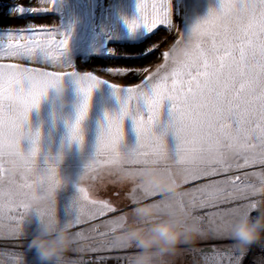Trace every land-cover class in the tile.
<instances>
[{
	"label": "snow or ice",
	"instance_id": "6c2138e0",
	"mask_svg": "<svg viewBox=\"0 0 264 264\" xmlns=\"http://www.w3.org/2000/svg\"><path fill=\"white\" fill-rule=\"evenodd\" d=\"M41 2L54 6L56 0ZM49 9L18 6L14 11L23 15ZM137 10V17L128 21L132 31L143 26L152 34L163 27L177 39L162 53L164 62L150 75L146 68L107 70L116 75L132 72L143 79L133 87L111 84L121 98V109L107 114L101 126L95 157L80 177L79 194L73 202L75 214L69 219L74 225H82L117 211L108 201L91 198L90 190L81 186L86 179L96 178L90 174L97 169L134 167L139 173L156 159L161 162L163 174L178 175L183 184L193 185L182 196L192 212L215 209L194 215L193 219L202 227L206 225L212 236L222 232L231 236V227L242 212L264 207V199H253L264 198V0H217V6L190 27L178 18L174 0H151L150 5L137 0ZM57 34L60 39L53 38ZM68 44L69 36L59 27L9 29L0 34V60L25 62H0V239L27 234L36 201L41 202L43 213L56 214L55 193L62 184L58 161L45 157L40 162L39 130L30 137V150L21 149L18 132L28 123L31 110L39 106L51 87L65 77H75L84 98L69 125V135L72 141L83 144L81 122L88 115L93 90L107 82L91 71L78 72L66 63ZM158 46L147 48L143 54ZM141 98L147 105V115L133 117L138 143L129 151H121L125 118ZM165 101L171 102V119L158 134L155 129ZM168 131L175 136L174 150L165 139ZM16 159L24 161L19 173L7 168L8 162ZM255 168L259 170L243 171ZM155 197H159L155 200L161 208L171 203L155 189H133L134 203ZM226 205L235 206L222 207ZM123 217L104 220L107 232L98 231L101 225H93L88 235L76 232L73 251L97 252V244L121 249L103 238L121 225ZM234 251L228 264H242L245 254L236 246ZM204 259L211 264L207 256ZM216 264H223V260L217 259Z\"/></svg>",
	"mask_w": 264,
	"mask_h": 264
},
{
	"label": "rangeland",
	"instance_id": "374dc122",
	"mask_svg": "<svg viewBox=\"0 0 264 264\" xmlns=\"http://www.w3.org/2000/svg\"><path fill=\"white\" fill-rule=\"evenodd\" d=\"M150 5L151 0H145ZM178 11V18L185 26L190 27L199 19L204 18L209 10L217 6V0H174ZM18 6L30 8H50L48 11L39 13L25 12L23 15L15 13ZM138 15L137 0H56L55 5L42 3L41 0H0V34L12 29H28L30 27L40 29L43 27H59L61 32L69 36V44L65 53V62L72 65L76 71H91L106 83L93 90L90 108L87 117L81 122L83 144L70 139L69 125L76 119L78 106L83 100L79 84L75 77H65L66 88L62 93L56 89H49L47 95L42 98L39 106L29 113V120L25 127L39 130L40 157L43 163L45 157L55 160L58 152L63 151L65 158L58 163V175L62 180L61 186L56 190V214L63 220L75 214L73 202L78 196L77 185L80 177L85 172V166L94 159L96 144L102 124L106 123L107 114L118 113L121 109V98L117 96L111 84L118 87H133L140 83L142 76L129 72L127 75H116L108 69H147L148 75L162 64V53L168 51L177 37L169 34L160 27L152 34H148L143 26L132 31L128 21ZM177 23H180L179 20ZM54 39H60L57 34ZM164 40L161 43V40ZM159 45L152 52L144 55V51L154 45ZM55 54V53H53ZM2 63H25L15 59L0 60ZM29 66L39 67L31 64ZM48 70H53L48 66ZM65 71V69H55ZM70 70V69H68ZM135 107L131 108V114L124 121V139L120 145L121 151H129L136 147L138 135L134 126L133 117L137 114L147 115V105L144 100L137 99ZM131 107V106H130ZM171 119V102L165 101L162 108L160 123L156 126L159 134L167 126ZM170 150L175 149L176 140L171 131L165 136ZM30 139L21 141V149L28 151L31 148ZM245 169L243 171H258ZM93 180H85L81 186L90 190V197L98 200H106L117 209L114 213H108L86 224L74 225L72 236L78 231L86 235L90 233L93 225H101L99 232H107L103 227V221L114 219L119 215H125L135 205L133 202V187L129 184H121L108 174L107 170L97 169ZM197 183H200L199 181ZM192 184H184L183 190L192 187ZM159 197L144 199L150 202ZM253 199H264L260 196ZM243 203V202H238ZM226 205L222 207H231ZM257 209H264L258 207ZM215 209H204L193 212L194 215H203L205 212ZM256 210L251 211L254 212ZM236 221V220H235ZM234 221V223H235ZM233 223V224H234ZM33 223L27 225L26 235L19 238L0 239V264H40L34 251L29 250V241L34 234ZM202 233L197 240L226 241L234 249L235 243L231 236L222 232L212 236L207 232V226L202 227ZM7 236V228L4 230ZM98 240L101 238H97ZM111 240V234L106 238ZM91 244L92 241H87ZM75 245L64 254L62 260L65 264H81V256L92 251H73ZM99 251L110 255H126L133 249H112L106 245L97 244ZM254 245L244 253L242 261L249 259ZM128 250V251H127ZM82 254V255H81ZM80 255V256H79ZM79 256V257H76ZM178 256V255H177ZM176 256V257H177ZM171 259V263L175 258ZM130 264V262H129Z\"/></svg>",
	"mask_w": 264,
	"mask_h": 264
},
{
	"label": "clouds",
	"instance_id": "9594fccd",
	"mask_svg": "<svg viewBox=\"0 0 264 264\" xmlns=\"http://www.w3.org/2000/svg\"><path fill=\"white\" fill-rule=\"evenodd\" d=\"M52 88L62 93L66 85L61 82ZM34 131L23 127L18 135L22 140L30 139ZM64 158L63 151L55 157L58 163ZM23 167L22 159L11 160L7 164L13 173H19ZM161 169V162L153 159L139 173L134 167L107 171L121 184L155 189L163 199L171 202L167 208H161L156 200L135 203L124 215L121 225L111 233L112 246L136 250L130 257V264H171V259L179 254L182 245L195 242L202 234V225L193 219L188 200L182 199V178L165 175ZM256 211V216L251 211L242 212L231 227V237L241 251L264 242V209ZM32 223L35 227L29 250L35 252L40 264H59L73 244V221L69 218L62 220L57 214L43 213L41 202L36 201L33 204Z\"/></svg>",
	"mask_w": 264,
	"mask_h": 264
},
{
	"label": "built area",
	"instance_id": "2783aa9c",
	"mask_svg": "<svg viewBox=\"0 0 264 264\" xmlns=\"http://www.w3.org/2000/svg\"><path fill=\"white\" fill-rule=\"evenodd\" d=\"M253 216L257 215V211L252 212ZM205 247H218L217 249H204ZM188 249H193L190 259L187 258ZM128 251V250H127ZM136 250L126 252V255H110L104 252H89L81 254L82 264H129L130 257L135 254ZM235 251L226 241L219 240H196L187 245H182L178 256L171 264H206L204 256L208 257L211 264H216L217 259H222L223 264H228V258L234 256ZM80 256V255H79ZM76 256V257H79ZM115 257H124V259H116ZM264 262V242L254 244V249L248 260L242 261V264H262Z\"/></svg>",
	"mask_w": 264,
	"mask_h": 264
},
{
	"label": "water",
	"instance_id": "95a60500",
	"mask_svg": "<svg viewBox=\"0 0 264 264\" xmlns=\"http://www.w3.org/2000/svg\"><path fill=\"white\" fill-rule=\"evenodd\" d=\"M218 247H205L204 249H217ZM193 249H188L187 258L190 259Z\"/></svg>",
	"mask_w": 264,
	"mask_h": 264
}]
</instances>
